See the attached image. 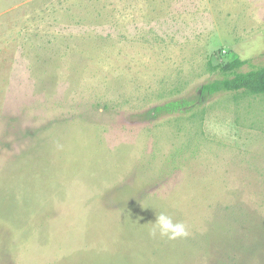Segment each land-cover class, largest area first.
I'll list each match as a JSON object with an SVG mask.
<instances>
[{"label":"rangeland","instance_id":"rangeland-1","mask_svg":"<svg viewBox=\"0 0 264 264\" xmlns=\"http://www.w3.org/2000/svg\"><path fill=\"white\" fill-rule=\"evenodd\" d=\"M235 59L264 0H0V264H264V95L202 91Z\"/></svg>","mask_w":264,"mask_h":264},{"label":"trees","instance_id":"trees-1","mask_svg":"<svg viewBox=\"0 0 264 264\" xmlns=\"http://www.w3.org/2000/svg\"><path fill=\"white\" fill-rule=\"evenodd\" d=\"M244 60L235 59L226 64H211L208 62V69H219L224 76L202 87V91L209 93L225 91L235 95H264V67L248 70L246 72L236 71ZM231 74V75H230Z\"/></svg>","mask_w":264,"mask_h":264},{"label":"clouds","instance_id":"clouds-1","mask_svg":"<svg viewBox=\"0 0 264 264\" xmlns=\"http://www.w3.org/2000/svg\"><path fill=\"white\" fill-rule=\"evenodd\" d=\"M150 234L154 237L159 234L161 237L176 239L179 237H186L188 235V229L185 224L179 222L174 223L170 216L160 213L156 216Z\"/></svg>","mask_w":264,"mask_h":264}]
</instances>
